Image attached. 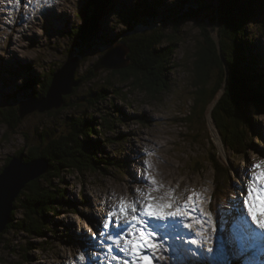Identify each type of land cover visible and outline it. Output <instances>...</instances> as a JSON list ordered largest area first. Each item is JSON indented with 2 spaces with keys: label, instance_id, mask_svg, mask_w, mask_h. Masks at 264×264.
<instances>
[{
  "label": "rangeland",
  "instance_id": "1",
  "mask_svg": "<svg viewBox=\"0 0 264 264\" xmlns=\"http://www.w3.org/2000/svg\"><path fill=\"white\" fill-rule=\"evenodd\" d=\"M86 1L88 0H39L37 3V0H0V4L6 2L14 4L13 6L9 4L7 7L0 6V108L10 106L6 101L12 96H19L20 93L16 92L15 86L21 85L27 78L22 68L32 70L28 76L33 77L34 73L40 76L41 72L43 73L49 67L62 65L64 57L70 51L67 47L66 32L82 27L78 20V13L85 8ZM112 1L113 6L98 28L99 31L102 28L105 33H110V36L121 30L120 24L113 22L115 17L126 19V16L135 9L134 5L138 0ZM162 1L173 9L170 4L172 0ZM247 1L253 8L261 6L258 3L259 0ZM50 3H52V11L55 8L57 11L67 10L65 14L57 12L58 18L56 19L49 15L54 19L51 27L44 23H48ZM121 5L124 6V14L120 13L121 11L118 12L117 7ZM119 9L122 8L119 7ZM115 11L118 13L115 14ZM177 11H180L179 15H181L187 12L188 8ZM34 14L37 17H33ZM158 14H160L159 11ZM89 15L91 16L90 12ZM59 20L62 21L59 22ZM203 20L202 18L201 21ZM158 21L160 22L161 19L159 18ZM169 21L165 28L170 30ZM61 25L65 28L62 29ZM248 25L245 38L252 42L251 50L254 51L256 46L257 49L261 47V51H264V20H256L253 24L249 20ZM206 31L207 36H211L218 42V36L213 27L207 26ZM201 32L194 22L188 21L181 27L177 35L180 41L176 45L177 50L174 55V64L177 68L169 70L171 72L168 73L171 83L169 92L152 97L143 89L134 86L133 88L130 84H118L117 87H111L108 90L107 99L98 105V109L103 110L101 111L102 116L99 118V114H93L99 123H101L100 119L106 116L120 117L115 128L111 131H102V135L103 138L112 142L117 139V144H107L104 150L110 155L114 153V156L118 153L123 163L122 168L110 169L106 174L91 172L82 176L69 171L57 173L59 179H56L53 185L65 190V201L69 203L57 215L48 213L50 223L55 227L57 235H53L54 238L43 240L48 241V248L43 249L42 245L39 249L38 246L32 247L26 253V251H20L19 248L25 247L29 241L32 243L40 240H34L25 233L2 234L0 264H111V260L116 262L112 257L115 256L118 248L112 241L117 238L115 233L119 229L114 225L105 229L103 225L121 197L133 199L132 193L137 188L145 193L148 192V187L139 183L144 179L146 171L157 181V185L153 187L162 185L160 187L162 193L159 191L151 193L153 198L164 197L163 201L157 202H168V193L172 192L177 197L176 202L182 204L186 196L195 189L199 194V207L206 212L212 211L217 200L221 198L214 193L215 171L212 166L213 161L209 159L210 155H213L211 160H216L218 165L224 169V177L229 176V180H226L225 193L229 192L231 188L229 190L228 188L231 186L240 191V188L247 184L252 166L264 160V114L252 117L251 111L246 109L254 125L252 133L248 129L247 138L250 139L251 136L256 138L259 135L262 144L261 149H249L238 155L231 153L223 144V136L212 119L213 102L204 107L203 113L195 114L194 98L197 91L195 87L197 78L194 73L195 52L206 40ZM50 33L53 34L50 35ZM167 33L173 32L170 30ZM215 50L220 51V46ZM99 56L98 54L88 56L84 62L79 64L77 72L89 70ZM110 72L111 70L107 69L96 70L100 79L109 78ZM221 72L223 74V68ZM219 76L220 73L215 68L211 73L209 85L207 84L206 87L212 89L220 80ZM115 81L118 83V80ZM115 81L112 83L116 84ZM132 83L139 86L143 84L137 78ZM97 86L99 85L92 87ZM86 89L88 91V87ZM78 94H85V90H79ZM23 97L24 95H21L19 99L16 98V102L25 100ZM88 105L89 103L85 101L76 106L72 113L61 109L51 110L49 114H46L47 112L31 113L20 119L18 127L14 130L0 124V167L16 152H28L37 146L35 142L37 127L42 125L45 127L44 131L49 132L48 126H56L61 134H65L70 130V126L64 121L66 115L72 117L73 120L77 119ZM90 114L91 111H87L85 115ZM145 161L151 165L147 170ZM81 195L85 197V201L82 200L83 203H80ZM135 199L142 200L143 197L137 193ZM200 200L203 202L201 203ZM24 217V212L16 216L18 219ZM201 219L205 218L201 217ZM168 220L171 225L175 224V227H164L163 232L167 233L168 238L156 242L163 244L166 249L164 252L166 260L160 261L159 264H226L228 255H222L217 251L215 239L213 253L207 252L206 245L201 251L196 245L190 244L191 240L198 239L196 232L200 230L199 223L189 219L187 222L191 223V228H178L179 233L176 231L174 234L175 231L171 229L179 227L183 220L178 223L170 218ZM156 221L157 225L161 222L167 223V220ZM214 221L212 217L213 224ZM181 226L186 228L184 224ZM64 232H66V238ZM101 232L105 235L94 237V233ZM216 235H218V229L214 236ZM229 235V238L234 235L232 230ZM5 244L14 247V252L8 248L4 249ZM109 247L114 251L109 253ZM248 255L253 258L251 254ZM81 256L86 258L81 261ZM118 256V263L113 264H120L127 258L123 252H118ZM262 259H264V254Z\"/></svg>",
  "mask_w": 264,
  "mask_h": 264
},
{
  "label": "trees",
  "instance_id": "2",
  "mask_svg": "<svg viewBox=\"0 0 264 264\" xmlns=\"http://www.w3.org/2000/svg\"><path fill=\"white\" fill-rule=\"evenodd\" d=\"M218 1L220 2L219 10H217L218 42L211 36H207L206 27L201 24L202 18L211 15L208 12L206 0H172L170 4L173 9L162 0H138L134 5L135 9L126 16V19L115 17L113 22L120 24L121 30L111 36L102 28L100 31L98 28L113 6V1H86L85 8L78 13V20L82 27L66 32L67 47L70 50L78 48L83 55L94 53L100 56L92 63L89 70L76 73L75 81L79 84L73 88L70 95L63 98V106L60 109L72 113L76 106L85 101L89 105L77 119L73 120L66 115L64 121L68 123L70 130L65 134H61L56 126H48L49 132L44 131L45 127L41 125L36 129L37 146L28 152L18 151L13 154V156L23 154L25 163L44 159L47 161L48 168L43 175L27 184L16 197L12 205L10 222L0 234V239L2 234L7 232L25 233L26 236L40 241L32 243L29 241L25 247L19 248L20 251L27 253V250H31L32 247L38 246L39 249L41 245L43 249L48 248V241L43 240L57 235L55 227L50 223L48 213L57 215L61 209L69 205L65 201V190L53 185L55 180L59 179L57 173L69 171L82 176L91 172L106 174L110 169L122 168L123 163L119 154L110 155L104 150L107 144H117V139H113L115 142H112L103 138L102 135V131L114 129L120 117L106 116L100 119L101 123H99L93 113L99 114V118L102 116L103 110L98 109V105L107 99L108 90L111 87H117L118 84H130L131 87L141 88L152 97L169 92L171 83L168 73L171 72L169 70L177 68L174 64L176 45L180 41L177 35L183 24L188 21L194 22L202 31V37L206 39L195 52L194 73L197 78L195 81L197 91L194 98L195 114L203 113L204 107L213 102L212 119L223 136L224 146L231 153L238 155L249 149H261L262 141L259 135L256 138L251 136L249 139L247 131L249 129L252 133L254 129L252 117L264 114V51H261V47L257 49L256 46L254 51L251 50L252 42L245 38V33L249 28V20L251 24L256 20H264V0H259L258 3L261 6L258 8L257 6L253 8L247 0ZM119 7H117L118 12L123 13L124 6ZM182 8H188V11L179 15L180 11L177 10ZM118 12L115 11V14ZM168 20H170V30L173 32L171 34H168L170 30L165 28ZM118 45H125L128 49L126 55L129 61L128 67L111 71L109 78L100 79L101 77L96 74L97 69L101 70L100 57L111 47ZM219 46L220 51L216 52L215 49ZM63 63L64 61L61 64ZM60 67L61 65L49 67L43 73L41 72L40 76L34 73L33 77L28 76L32 70L22 68L27 78L21 85L15 86L16 92L20 93L19 96L24 95L25 100L45 96L53 73ZM215 68L220 73V80L211 89L206 85H209L211 73ZM221 68H223V74ZM135 78L142 81L144 86L132 83ZM115 80H118V83ZM113 81L116 84L112 83ZM96 84L99 86L92 87ZM79 90H85V94H78ZM19 96H12L6 101L10 106L0 108V124L6 125L10 130L16 129L19 125L20 118L15 106L16 98L19 99ZM246 109L251 111L252 117L247 114ZM87 111H91L92 115H85ZM51 123H53L52 120ZM212 157L213 155H210L209 159L213 161L212 166L215 171L214 193L221 198L226 197L228 193L224 191L227 190L226 180H229V176L224 177V169L216 160H211ZM8 162L9 158L2 167ZM230 188L232 186L228 190ZM81 198L80 203H83L82 200L85 201V197L81 195ZM23 212L24 218H16L17 214H23ZM216 217L218 221H221L222 216ZM222 222L224 225L225 222ZM63 234L66 238V232ZM3 248L14 252V247H10L9 244H5Z\"/></svg>",
  "mask_w": 264,
  "mask_h": 264
},
{
  "label": "snow or ice",
  "instance_id": "3",
  "mask_svg": "<svg viewBox=\"0 0 264 264\" xmlns=\"http://www.w3.org/2000/svg\"><path fill=\"white\" fill-rule=\"evenodd\" d=\"M150 167L151 165L145 161L146 170ZM250 173L247 184L240 189V195L235 198L240 200V211L236 212L235 205H233L232 215L237 222L233 230L234 235L226 241L219 235L214 236L216 227L212 222L213 213L206 212L199 207V194L195 189L186 196L182 204L176 202L177 197L172 192L168 193V202H157L163 201L164 197L153 198L151 193L158 192L162 185L153 187L157 185V181L146 171L144 179L139 183L148 187V192L145 193L137 188L132 193L133 199L121 197L118 205L110 211L103 225L105 229L112 225L119 229L115 233L117 238L112 243L127 257L120 264H159L164 260L166 249L163 244L156 243V239L157 232L163 231L165 226L150 223V220H168L176 217L182 218L184 226L188 228L192 226L187 222L189 219L200 224V230L196 232L198 239L191 240L190 244L196 245L201 251L206 245L207 252L213 253L214 239L220 254L228 255L231 250V256L237 260L248 254H254L257 248L264 249V160L253 165ZM137 193L143 197L142 200L135 199ZM200 202L203 201L200 200ZM244 209H246V213ZM196 213L200 215H195ZM201 217L205 219L202 220ZM168 227H175V224ZM121 233L124 234L121 235ZM93 235L94 237L96 235L103 236L105 233H94ZM166 235L167 233L160 236L159 239L163 240ZM108 251L111 253L114 249L109 247ZM85 258V256H81L80 260L83 261ZM112 259L117 260L118 257L113 256ZM243 264H247V261H244Z\"/></svg>",
  "mask_w": 264,
  "mask_h": 264
},
{
  "label": "water",
  "instance_id": "4",
  "mask_svg": "<svg viewBox=\"0 0 264 264\" xmlns=\"http://www.w3.org/2000/svg\"><path fill=\"white\" fill-rule=\"evenodd\" d=\"M206 3L208 12L211 15L205 17L206 22L203 20L201 24L205 27H213L217 33L219 27L217 10H219L220 2L218 0H206ZM127 53L128 49L125 45L111 47L99 59L101 70L117 71L126 69L129 64L126 59ZM93 54L83 55L78 48L70 50L65 56L64 63L53 73L45 96L29 98L15 103L19 118L23 119L34 112L46 113L60 109L63 106V98L70 95L73 88H76L79 84L75 81L79 64ZM23 157V154L10 156L9 162L0 171V234L10 222V214L13 211L12 205L21 190L43 175L48 168L47 161L44 159L25 163Z\"/></svg>",
  "mask_w": 264,
  "mask_h": 264
},
{
  "label": "bare ground",
  "instance_id": "5",
  "mask_svg": "<svg viewBox=\"0 0 264 264\" xmlns=\"http://www.w3.org/2000/svg\"><path fill=\"white\" fill-rule=\"evenodd\" d=\"M9 4H10L11 6L14 5V4L10 3V2H6L5 4H0V6L2 5V6H4V7H7V5H9ZM40 10H42V8H40ZM40 10H39V11H40ZM48 11H50L49 14H48V17H47V18H48V23H47V22H44V23H46V24L49 25L50 27H51L52 22H54V19L58 18V16H57V12H61V14H65V13H67V10H61V11L58 10V11H57L56 8L52 11V3H50V5L48 6ZM2 13H3V12H2ZM49 15L52 16L54 19L50 18ZM33 17H37V15L34 14ZM61 18L64 19L63 16H61ZM60 21H62V20H59V22H60ZM67 21H68V20H67ZM30 23H31V22H30ZM29 26H30V25H29ZM43 26H44V25H43ZM34 27H35V26H34ZM61 28H62V25H61ZM63 28H65V27H63ZM63 28H62V29H63ZM39 30H40V29H39ZM58 33H59V32H58ZM51 34H53V33H50V35H51ZM26 39H27V38H26ZM241 157H242V156H241ZM159 192H161V190H159ZM161 193H162V192H161ZM170 219H171L173 222H175V223H178L180 220H182V218H180V217L170 218ZM156 222H157L156 220H151V221H150V223H154V224H156ZM156 225H157V224H156ZM113 230H114V229H113ZM113 230H112V231H113ZM112 231H111V233H112ZM113 233H114V232H113ZM164 235H165V234H164L163 231H158V232H157V239H156V242H159V241H163V240H165V238L167 237V235L165 236V238H164L163 240H160V239H159L160 236H164ZM167 238H168V237H167ZM115 246H116V245H115ZM118 252H121V251H120L119 249L116 251V253H115V256H116V257H119V256H118ZM118 261H119V259H117L116 262H112V264H113V263H118Z\"/></svg>",
  "mask_w": 264,
  "mask_h": 264
}]
</instances>
